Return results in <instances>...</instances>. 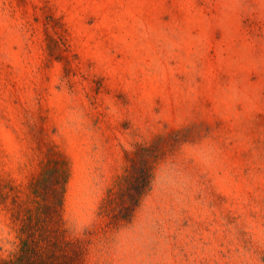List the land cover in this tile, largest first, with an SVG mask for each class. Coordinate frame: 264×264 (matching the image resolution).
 <instances>
[{
    "label": "rangeland",
    "instance_id": "obj_1",
    "mask_svg": "<svg viewBox=\"0 0 264 264\" xmlns=\"http://www.w3.org/2000/svg\"><path fill=\"white\" fill-rule=\"evenodd\" d=\"M59 197L85 264H264V0H0V264Z\"/></svg>",
    "mask_w": 264,
    "mask_h": 264
},
{
    "label": "trees",
    "instance_id": "obj_2",
    "mask_svg": "<svg viewBox=\"0 0 264 264\" xmlns=\"http://www.w3.org/2000/svg\"><path fill=\"white\" fill-rule=\"evenodd\" d=\"M144 159L130 164L123 176L120 193L111 194L104 207L113 224L130 220L142 196L151 185L153 164ZM62 205L49 200L42 204V215L29 213L21 227V243L15 259L17 264H85V249L81 243L64 239V229L52 225L54 214ZM62 219V218H61ZM61 224V220L58 219ZM58 223V224H59Z\"/></svg>",
    "mask_w": 264,
    "mask_h": 264
}]
</instances>
